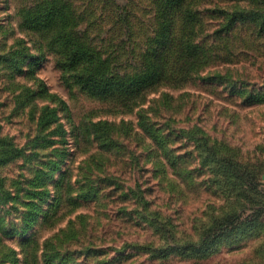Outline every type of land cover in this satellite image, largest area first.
<instances>
[{
    "label": "rangeland",
    "instance_id": "rangeland-1",
    "mask_svg": "<svg viewBox=\"0 0 264 264\" xmlns=\"http://www.w3.org/2000/svg\"><path fill=\"white\" fill-rule=\"evenodd\" d=\"M197 1H204L210 57L198 73L176 82L179 52L168 63L165 83L141 100L142 108H131L88 96L73 85L58 40L69 34L116 71H133L157 32L156 0H0V55L17 52L10 58L24 57L22 70L36 65L33 74L16 77L0 57V146L10 141L23 151L0 165V264H52L48 257L54 253L63 259L60 264H264V33L251 24L261 22L253 20V12L261 11L264 2ZM218 6L246 22L223 32L225 21L207 11ZM24 86H41L47 98L57 99L41 104L58 107L63 101L76 125L106 121L117 130L122 124L130 127V134L123 138L120 131L119 148L111 151L99 149L91 138L76 148L68 114L58 110L59 135L67 143L36 154L25 147L35 123L15 104ZM140 116L160 129L159 166L152 157L160 151L149 155L151 138L140 128ZM227 158L237 169L259 171L256 191L223 188L227 181L218 160ZM62 173L73 194L68 205L61 199L62 208L51 219L54 181ZM106 176L120 189L107 188ZM84 185L96 191L78 199ZM225 218L228 224L214 225L217 239L194 250L206 230ZM69 229L74 238L64 236ZM62 239L70 252L86 246L101 253L97 260L64 257L66 247L57 242ZM45 242L55 248H44Z\"/></svg>",
    "mask_w": 264,
    "mask_h": 264
},
{
    "label": "trees",
    "instance_id": "trees-1",
    "mask_svg": "<svg viewBox=\"0 0 264 264\" xmlns=\"http://www.w3.org/2000/svg\"><path fill=\"white\" fill-rule=\"evenodd\" d=\"M194 1L196 0H156V3H159V12L157 11L155 15L158 21L157 32L154 39L147 42L146 51H144L133 64V71L118 72L111 65H107V59L100 61L98 58L92 56L91 52L81 49L80 42L72 39L69 34L60 36L58 42H61L63 46L61 51L62 64L64 66L63 68L68 69L67 72L72 74L70 75L72 84L86 95L96 99L120 102L119 104L122 107L142 108L140 107L141 104H143L141 100L144 99L147 94L156 91L165 83L166 75L169 70L168 63L172 57H178L179 55L177 54H179V52L182 56V58L178 57L181 60V71L176 77V82L190 78L192 74L198 73V66L201 65L205 58L210 57V50L207 49L204 42L203 9L201 8L204 1L201 4L199 3L200 5L198 1ZM239 1L241 3L246 1L250 3L251 0ZM193 3H195V5H193ZM256 3L257 5L262 4L260 1H256ZM225 8H220L218 6L214 9H208L207 11L211 16L222 18L223 22L225 21L223 24V32L226 31L230 33L237 29L239 24H241L240 26L244 25L246 20L243 16L239 17V19H234L233 13H228ZM237 8V13L243 15L244 9L239 6ZM253 14V20L256 22L260 20L261 22L256 24V26L254 23L251 24L254 28H258L261 33H264V5L261 11H254ZM225 18L228 21H226ZM199 22L200 24H198ZM215 31L213 33H215ZM217 33H221V31H217ZM13 54L0 55L3 63L7 64L9 69L12 70L13 76L18 77L26 74H33L32 68L36 65L28 63L27 70H22L19 64H26L25 60H23L24 57H20L19 61H16L10 58ZM21 55L27 56L25 54ZM27 59L28 57L26 60ZM22 60L24 62H20ZM194 70L197 71L194 72ZM46 93V89H43L41 86H39L37 90L24 86L15 100L17 109L26 112V115L35 123L34 135L25 144V147H32V150H34L36 154L40 150L50 148L52 144L58 143L62 145L64 142L67 143L65 136L59 135V132L62 133V124L59 123L58 110L68 114V124L70 125L69 137L72 138L74 147L76 148L81 146L80 141L85 140L88 142V139L91 138L94 145L99 149L111 151L114 150V148H119L116 136L120 131L124 130L125 132L123 138H127L130 134V127L126 128L124 124L121 125L119 130H117L115 124L106 121H98L90 124L87 122L82 124L78 123V125H76L74 121L70 119L69 110L63 101L59 103L58 107H50L49 105L41 104L42 101L47 100L52 101V103L57 102L55 96L51 95L47 98ZM142 112H144V110H142ZM139 126L148 137L151 138V153L149 155L160 151L159 155H152L154 165L159 166V158L162 149V138L159 133L160 129L156 127L157 124L155 122H151L149 117L145 116H140ZM209 150L210 148H206V152ZM22 153V150L15 148L10 141H6L2 147L0 146V165L10 163L14 159L20 157ZM206 160L210 161L209 157H207ZM218 168L222 170V177L227 181V183L223 185L224 189H231L233 192L243 191L244 188L250 189V191L257 190L259 185V171L256 168H248L247 170H242V168L237 169L238 167L235 165V162L228 158L226 160H218ZM237 170L241 172H236ZM245 171L247 172L245 173ZM65 175V173H62L60 177L54 181V199L51 203V219L59 214L62 208L61 199L65 197L64 199L68 200L66 205H68L72 198L73 192L70 193V184L68 180L66 182ZM104 178L107 188H112V190L120 189L117 181H110L111 176H106ZM63 180L64 183H62ZM218 186H221L219 182ZM91 189L92 187H87V185L81 186L79 191L77 190V198L89 199L94 191H96V189ZM132 195H134L135 198H142V193H137L134 190H132ZM41 199L42 196L39 200ZM262 216H264V210ZM224 222L228 224V218H225L223 223L218 222L212 224L206 230L205 239L194 250H202L207 248L210 243H213L217 239V231L214 225H225ZM237 227H240V225ZM70 234L71 238H74V233L71 232V229L67 230L64 236L70 238ZM66 241L67 239L57 241L59 245L66 247L62 255L64 257L83 255L85 257L93 256L97 260L101 253L99 250L90 249L86 246H81V249H75L73 252H70V249H68L69 244H67L69 242L66 243ZM43 247H49L50 250L55 248L50 242H45ZM54 256L56 257H48L52 264H60L58 263L59 261H57L59 259L63 262V259L58 253H54Z\"/></svg>",
    "mask_w": 264,
    "mask_h": 264
}]
</instances>
